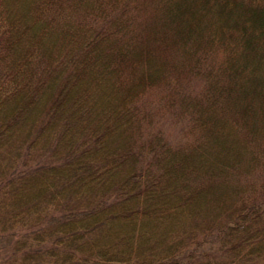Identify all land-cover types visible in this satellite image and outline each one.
I'll return each mask as SVG.
<instances>
[{"label": "trees", "instance_id": "1", "mask_svg": "<svg viewBox=\"0 0 264 264\" xmlns=\"http://www.w3.org/2000/svg\"><path fill=\"white\" fill-rule=\"evenodd\" d=\"M0 264H264V0H0Z\"/></svg>", "mask_w": 264, "mask_h": 264}]
</instances>
